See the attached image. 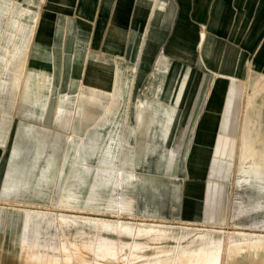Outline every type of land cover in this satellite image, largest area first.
<instances>
[{
	"label": "rangeland",
	"instance_id": "obj_1",
	"mask_svg": "<svg viewBox=\"0 0 264 264\" xmlns=\"http://www.w3.org/2000/svg\"><path fill=\"white\" fill-rule=\"evenodd\" d=\"M28 12L20 9L15 18L18 20L19 28L16 31L17 40L13 44V49L20 55L12 57V65L7 64L6 69L10 72H3L4 67L0 60V75H2L0 83V206L6 208V211L0 214V264H37L29 256L35 253L36 250L33 247L38 242L55 249L54 264H66V258L72 260L67 264H117L115 260L94 255L90 246L91 242L95 239L108 238L117 242L119 240L127 245L131 244L133 239L126 234L118 239L105 227L97 229L93 225L84 223L81 218L85 217L127 223L125 225L131 228H148L165 232V238L157 242L148 241L147 238L134 239V241L143 242L144 250L137 251V256L129 259L131 264H155L157 261H160V264H172V259L182 250H198L199 248H218L222 264H264V173L247 171V174H244V170L241 169L239 143L240 130L248 110L249 99L255 95V89L263 88L264 73L247 72L241 78L229 80L233 88L229 94L228 108L222 110V113L228 119L232 118L234 125L222 128L221 132L229 136V139H225L227 141L226 158L212 157V153L203 163L196 156L189 157L188 139L192 137L193 129L196 131L197 128L174 127V142L168 144L167 136L171 128L163 127L161 128L163 155L148 157L144 162L150 151L149 143L128 142L124 135V127L118 129V135H114L117 130L114 131L113 128L106 132V128L104 129L106 123L91 127L97 119L102 117L103 109L108 106V93L103 94L79 86L73 92L67 93L66 111L58 114L54 120L51 119L53 118L51 115L54 116L51 107L56 103L55 98L58 94L62 98L65 92L61 91L57 79L51 81L46 79L48 77L36 78L25 70L27 37L31 32L27 30L26 25L22 24L21 18ZM212 34L213 37L223 40L239 41L251 39L259 32L230 29L219 30ZM198 38L202 39L203 36ZM10 45L9 37L4 36L0 39V55L7 54ZM29 76L38 83L42 84V80L44 81L42 89L44 96L24 90L23 81ZM13 81L16 84L14 86ZM113 84L114 80L111 87L114 86ZM87 91H92L99 97L91 96L87 94ZM145 96L151 97L148 93ZM41 97L43 102H40ZM115 97L110 116L106 115L105 118L111 119L118 116L124 119L127 117V104L123 112L121 108L125 98L121 94L118 81ZM126 98L128 103L130 96L127 95ZM185 98L183 94L180 95L176 104L171 106L165 104L161 117H170L171 108H174L175 118L185 119L187 114ZM77 100L81 110L75 117L77 120L71 122L70 112L78 103ZM21 102L25 103L24 109L20 107ZM46 102L50 107L46 116L48 124L49 126L52 124L53 131L60 134L58 141L54 144L57 149H54V154L59 155V158L62 152L66 155L62 172H58L57 164L55 168H50L52 171L44 173L46 160H49L50 154L53 153L51 142L55 138L52 135H37L31 141L32 146L25 157L27 161L24 164V173L21 174L23 185L21 193L18 190H5L1 187L7 181V173L10 171V158H7L6 154L7 151L9 152L12 139L16 135L20 139L25 138L23 127L30 122H37L35 118L40 112L39 107L41 108L42 104L47 106ZM131 102L136 104L134 96ZM140 104L143 105L138 103L136 106L137 118H141L138 110ZM8 106L11 107L8 109ZM26 107L31 110L30 113L26 111ZM5 111L8 112L7 115H2L1 112ZM134 112L131 110L132 115ZM25 114L27 116H24ZM262 117L264 123V112ZM103 129L106 134L102 132ZM149 129V127L144 128V133L146 134ZM67 133H74V138L66 141ZM218 133L219 130L214 135L215 141ZM179 134L182 135L180 138ZM42 139L45 140V144L40 141ZM66 143H68L67 148H65ZM72 154H76L74 167L70 164L73 160ZM163 162H166L164 184L160 176L163 171ZM216 165L217 169L213 173L210 168ZM193 169L195 170V192L190 199H187L186 184L188 180L192 182ZM118 174L122 177L120 186L117 184ZM66 182L69 190L75 189L76 193L75 198L68 204L62 203V187ZM18 209L21 210L18 211ZM22 210L29 211L30 214L27 215ZM60 214L70 215L73 221L63 224L64 231L59 229ZM37 215L42 216L41 224L33 223ZM28 219L32 223L27 231ZM25 241L32 247L29 251L21 249V244ZM63 247L68 249L62 250ZM144 252L145 254H142ZM124 263V261L119 262V264Z\"/></svg>",
	"mask_w": 264,
	"mask_h": 264
},
{
	"label": "crops",
	"instance_id": "obj_2",
	"mask_svg": "<svg viewBox=\"0 0 264 264\" xmlns=\"http://www.w3.org/2000/svg\"><path fill=\"white\" fill-rule=\"evenodd\" d=\"M20 9L29 11L21 22L31 32L25 70L33 77L57 79L65 93L82 86L103 94L112 91L117 77L125 98L121 109L124 112L127 104V117L105 118L110 116L108 104L92 128L105 122L106 132L113 128L118 135L124 127L128 142L149 143L144 162L163 155L161 128H171L168 144L174 142V127L197 128L192 137L188 135V156L203 163L212 153V157L226 158L229 136L220 131L234 125L222 113L228 108L227 92L233 88L229 80L247 72L264 73V0H0V39L10 38V63L14 55H20L13 49ZM230 29L259 34L239 41L212 36V32ZM4 57L0 55V60ZM39 94L44 96L43 91ZM183 94L185 119H176L174 108L170 117L162 118L165 104H176ZM138 103L143 104L138 106L141 118L136 117ZM46 107H39L38 116ZM80 110L79 104L76 116ZM146 127L150 129L145 134ZM222 136L226 138L221 140ZM163 163L160 176L164 184ZM216 169L217 165L210 168L213 173ZM194 174L193 169L192 182L186 184L187 199L195 192Z\"/></svg>",
	"mask_w": 264,
	"mask_h": 264
},
{
	"label": "bare ground",
	"instance_id": "obj_3",
	"mask_svg": "<svg viewBox=\"0 0 264 264\" xmlns=\"http://www.w3.org/2000/svg\"><path fill=\"white\" fill-rule=\"evenodd\" d=\"M5 18H6V15H5ZM10 54H11V49L8 48L6 57L1 59L5 72H10L9 69H6V65L7 64L12 65V63H10V59H9ZM8 67H10V66H8ZM1 77H2V75H0V83L2 82ZM116 82H117V77L115 76L114 84H113L114 86L112 88V91L109 92L108 96H107L110 107L112 106L113 103H115V99H116V97H115ZM14 83H15V81H13V86L16 85ZM23 83H24V90L25 91L29 90V92H34L35 94H38V95H40L39 93L42 91L43 86H44L43 80H42V84L40 82L37 83L30 76L28 78H25ZM18 87H19V85H18ZM81 89H83V88H81ZM230 92H231V88H229V91L225 97V103H228ZM88 93L91 96L99 97V95H94L92 91H87V94ZM94 93H96V92H94ZM17 95H19V94H17ZM40 96H42V95H40ZM62 96L63 97L61 98V95L58 94V96L55 98L56 103L54 105L52 104L53 106L51 107L52 108L51 110L54 112V116H52L53 115L52 114L51 117H53V118H51V119H53V120L58 114L64 113V111H66V105L67 104L65 103V100L66 101L68 100L67 93L63 94ZM250 96H252V95H250ZM40 100H39L40 102H43L42 97ZM249 100L250 101L248 103V110H247L243 125H242V127L240 126L241 127V130H240L241 138L239 137L240 138L239 143H240V151H241V156H240V158H241L240 159L241 169L244 170V174H247V171L259 172L260 174H262V173H264V170H263L264 169V123L262 122V120H263L262 116H263V112H264V86H263V88L255 89V95ZM77 102H78V100H77ZM91 104L93 105L94 103H91ZM92 105H90V106H92ZM10 107L11 106H8V109ZM20 107H21V109L23 107L25 108V103L21 102ZM49 108L50 107L47 105V107L41 111L40 116H37L35 118V120L37 122H30V123L26 124V126L23 127L25 138L20 139L19 136L17 137V135H16L12 139V143H11L9 152L7 151V154H6V157L10 158V160H9V170L10 171H8V173H7V177H6L7 181H5V183L3 184V186L1 188H5V190H10V189H12L14 191L18 190L21 193V191L23 189V185L21 184V174L24 173V164L27 161L25 159V157L27 155L28 149L32 146L31 141H33V139L37 135H41V136L52 135V137L54 136V138H55L51 142L52 146L50 145L51 147H53L52 148L53 153H51V154H50V152L48 153V154H50L51 158L49 160H46V165L44 166V171H45L44 173L47 174L49 171H52V170H50V168L56 166L57 164H58V168H59L58 172H62L63 162H64L66 155L64 154V152H62V154L60 155V158H59L58 157L59 155L54 154V149H55L54 144H56V142L58 141V139H59L58 137L60 134L56 131H53L54 128H52V124L50 125L51 127L48 124V120H47L46 116H47V113L49 112ZM78 108H79V102L75 104L74 109L70 112L71 113L70 118L66 114L71 122L72 121L74 122ZM107 111H105L106 114L109 113ZM53 112H51V113H53ZM2 115H7V114L2 113ZM256 118H258L259 120ZM228 131H229V129H228ZM220 132H222V131H220ZM73 134L74 133L68 134L66 141L72 140L74 138ZM96 134H98V133H96ZM86 135H87V132H86ZM222 137H223V139L226 138L225 136H222ZM79 140L81 141V139H79ZM40 141L45 144L44 139H42ZM33 144H34V142H33ZM67 146H68V143H66L65 148H67ZM55 150H57V149H55ZM75 155L76 154H74L71 157L73 159L70 162L71 167H74V165L76 163ZM58 158H59V160H58ZM238 170H239V168H238ZM38 172H39V170H38ZM35 180H33V181H35ZM121 180H122L121 174H118L117 175V184L119 186H120ZM249 181H248V183H249ZM2 190H4V189H2ZM74 190L75 189L69 190L67 182L65 183V185H63V187H62V192H63V194H62L63 200L62 201L63 202L62 203H67V204L71 203V200H73L76 196V193ZM3 201L5 202L4 199H3ZM76 203H78V202H76ZM86 206H89V205H86ZM20 210L21 209H18V211H20ZM4 211H6V208L3 206H0V214H2ZM22 211L24 213H26L27 215L30 214L29 211H26V210H22ZM77 212H79V211H77ZM59 217H60V222H61L59 229H60V231H64L63 224L70 223V222L72 223L73 221L71 220L70 215L68 216V215H61L60 214ZM81 219L84 223H87L89 225H93L97 229L104 228V227L106 229H109L110 232H113V234H115V236L118 239H120L124 234L128 235L129 237H131L133 239V242L131 244H127V245L121 243L119 240L117 242L116 240L113 241V240L108 239V238L95 239L94 242H91L90 246H91V250H93L92 253L94 255H97L98 257H101V258H107L110 260H115L117 262V264H119L120 261H124L125 262L124 264H131V263H129V259L136 257L137 251L140 252V251L144 250V247H143L144 245L142 244L143 242L140 243V242L134 241V239L147 238L148 241L157 242L161 238H165V232L159 231L156 229H148V228L140 229V228H135V227L131 228L130 226L125 225L127 223L122 224L118 221L111 222L109 220L107 221V220H103V219H99V218L85 217V218H81ZM41 220H42V216L37 215L35 217V220L33 221V223L35 224L36 222H39V224H41ZM31 223H32L31 220L28 219V221L26 222V230L27 231L29 230ZM242 234H243V232H242ZM246 237H248V236H246ZM255 244L256 243H254V245ZM255 246H257V245H255ZM31 248L32 247L29 246V243L27 241H25L21 244L22 251H29V249H31ZM33 248L36 251H35V253H32L29 257L31 259H33L37 264H43V263L54 264L55 263V259H54V255H53V252L55 250L54 248H49L44 243L41 244L40 242H38L37 244H34ZM67 249H68V247L62 248V250H67ZM147 252L148 251H146V253ZM142 254H145V252ZM142 256H144V255H142ZM70 260H71V258H66V260H65L66 264L69 263ZM139 260H140V258H139ZM27 262H29V260ZM155 264H160V261H157ZM172 264H222V259H221V254H220V251L218 248H199L198 250H182L177 256H175L172 259Z\"/></svg>",
	"mask_w": 264,
	"mask_h": 264
}]
</instances>
